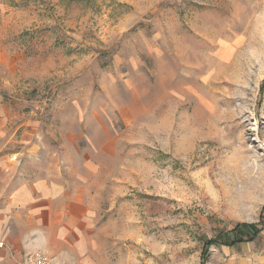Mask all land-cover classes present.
Here are the masks:
<instances>
[{
  "label": "rangeland",
  "instance_id": "rangeland-1",
  "mask_svg": "<svg viewBox=\"0 0 264 264\" xmlns=\"http://www.w3.org/2000/svg\"><path fill=\"white\" fill-rule=\"evenodd\" d=\"M0 100L111 262L264 264V0H0Z\"/></svg>",
  "mask_w": 264,
  "mask_h": 264
},
{
  "label": "crops",
  "instance_id": "crops-1",
  "mask_svg": "<svg viewBox=\"0 0 264 264\" xmlns=\"http://www.w3.org/2000/svg\"><path fill=\"white\" fill-rule=\"evenodd\" d=\"M7 119L0 100V264H24L34 252L52 264H115L84 189L62 178V157L20 145Z\"/></svg>",
  "mask_w": 264,
  "mask_h": 264
},
{
  "label": "built area",
  "instance_id": "built-area-1",
  "mask_svg": "<svg viewBox=\"0 0 264 264\" xmlns=\"http://www.w3.org/2000/svg\"><path fill=\"white\" fill-rule=\"evenodd\" d=\"M24 264H52L50 260L41 253L34 252L25 256Z\"/></svg>",
  "mask_w": 264,
  "mask_h": 264
},
{
  "label": "trees",
  "instance_id": "trees-1",
  "mask_svg": "<svg viewBox=\"0 0 264 264\" xmlns=\"http://www.w3.org/2000/svg\"><path fill=\"white\" fill-rule=\"evenodd\" d=\"M250 228H252V226Z\"/></svg>",
  "mask_w": 264,
  "mask_h": 264
},
{
  "label": "bare ground",
  "instance_id": "bare-ground-1",
  "mask_svg": "<svg viewBox=\"0 0 264 264\" xmlns=\"http://www.w3.org/2000/svg\"><path fill=\"white\" fill-rule=\"evenodd\" d=\"M221 65V64H220ZM225 65V64H224Z\"/></svg>",
  "mask_w": 264,
  "mask_h": 264
}]
</instances>
